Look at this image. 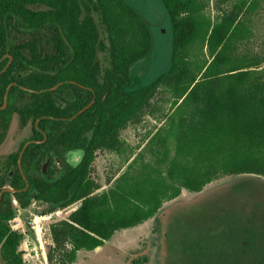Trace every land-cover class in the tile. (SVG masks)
<instances>
[{
	"label": "trees",
	"instance_id": "obj_1",
	"mask_svg": "<svg viewBox=\"0 0 264 264\" xmlns=\"http://www.w3.org/2000/svg\"><path fill=\"white\" fill-rule=\"evenodd\" d=\"M15 1L0 0V14L20 0ZM27 1L51 6L41 13L26 10L24 14L43 23L58 17L63 33L76 52L73 66L81 69L76 70L74 76L82 80L88 73L90 85L95 90L101 87L98 76L102 75L98 53L108 52L110 68L103 75L106 84L102 88L110 102L104 107L99 105L95 111L93 144L83 163L73 171L58 177H53L51 172L42 178L38 175H42L41 166L46 154L40 157L37 149L57 143L58 139L52 135L44 145L33 144L26 149L22 167L30 188L10 196L2 208V264H29L21 250L25 235L10 226L17 214L14 198L22 209H28L33 202L59 207L82 202L67 220L51 227L56 247L48 252L50 264H74L80 251H94L112 239L116 232L152 219L166 202L176 200L184 190L198 193L223 177H240L233 187L235 204L220 208L218 218L209 214L201 222L191 218L198 211L193 208L182 216H173L170 226L174 223L172 229H187L193 238L200 227L229 228L232 222L228 224L227 217L234 216L237 205L249 202L250 223L263 234L260 239L255 235L257 240L252 242L258 250L263 248L264 264V76L259 70L261 61L256 56L246 57L239 53L242 30L236 25L237 19L225 14L214 24L196 0H163L174 24L173 67L149 85L126 93L123 88L129 80L131 66L147 64L153 57L155 38L146 17L125 0ZM13 7L20 8V4ZM95 13H98V21ZM100 26L107 32V44L101 39ZM202 47H208L211 60L195 68ZM5 65L0 63V67ZM85 68H89V72L84 71ZM44 82L45 87L56 84L51 78H45ZM164 84L172 86L176 92V109L155 136L152 158L149 162L146 158L135 160L108 192L94 195L98 185L89 175L97 151L105 149L127 154L130 148L121 132L140 118ZM51 96V93L43 94L41 113L34 107L37 115L30 117L27 114L25 125L30 120L35 122L39 116L52 114ZM91 112H86L80 119L94 113ZM21 151L12 154L5 167L6 172L15 171L12 183L15 190L27 186L20 172ZM72 193L74 196L71 197ZM227 195L220 193L217 200ZM226 233L222 243L236 241L227 238ZM58 252L62 257L56 262Z\"/></svg>",
	"mask_w": 264,
	"mask_h": 264
},
{
	"label": "flooded vegetation",
	"instance_id": "obj_2",
	"mask_svg": "<svg viewBox=\"0 0 264 264\" xmlns=\"http://www.w3.org/2000/svg\"><path fill=\"white\" fill-rule=\"evenodd\" d=\"M125 1L140 13L150 11V3H146L145 0ZM17 3L20 4V8L13 7ZM17 3L8 11L0 14V63H6L5 66L0 67V151H5L10 147L9 138L15 124L21 136H27V130L30 129L27 139L21 143L18 151H23L29 142H32L30 145L42 146L52 135L58 139L57 143L52 142L46 148L37 149L40 157L46 154L41 166L42 175H38L42 178L51 172L53 177H58L67 171H73L77 164L83 163L89 147L93 144L92 120L97 119L95 111L99 105L104 107L110 102V99L107 100L106 90L102 88L106 84L103 75L110 68V64L102 65L103 63L98 58L102 72V75L98 76L101 86L99 90H95L90 85L88 73L82 80L76 78L74 76L76 70H81L73 66L76 52L63 33L58 17L54 16L52 21L43 23L40 19L34 20L24 14L26 10L41 13L51 6L42 2L29 3L27 0H20ZM97 16L98 13H95L94 17ZM96 20L98 21L97 18ZM165 23L160 20L159 35H163L160 25L165 26ZM102 41L107 44L105 40L102 39ZM100 52L108 54L106 50ZM138 66L139 63L131 66L129 80L123 88L126 93L137 91L140 88L138 84L135 85L133 76V69ZM141 66L144 69L146 64H141ZM84 71L89 72V68H85ZM45 78L55 80L56 84L45 87ZM45 93L52 94L51 99L54 106L52 114L39 116L35 122L30 120L25 125L27 114L30 117L37 115L34 113V107H36V112L41 113ZM92 108L94 109L93 114L80 119L86 112H91ZM45 121L47 123L44 124ZM11 155L0 158V216L6 201L14 195L7 190L14 189L12 183L15 171L6 172L5 168L9 164ZM47 162L49 165L47 172L44 173L43 167ZM11 173H13L12 178ZM239 179L240 177L209 190L204 189L196 193L197 196L194 198L186 200L184 204V198L181 199V197L170 201L171 204L167 208H162L152 218L155 219V232L150 238L152 243L149 242L146 247L144 246L145 249L140 254L145 258L144 262L148 263L152 258L154 264H226L227 262L263 264V248L258 250L256 244L252 242L253 239L257 240L255 235H259L260 239L263 234L256 231L250 223L252 212L249 202L244 201L243 204L237 205L238 210L234 212V216L227 217L228 224L232 222V227L229 228H221L217 225L213 229L206 226L200 227L195 230L193 238V234L189 235L187 229L182 227L172 229L170 226L173 216H182L193 208L198 211L191 218L198 222L205 221L209 214L218 218L217 212L220 208L235 204L236 195L233 187ZM23 180L27 184L24 176ZM225 192L228 195L217 200L219 194ZM72 196L74 193L71 194ZM14 204H18L15 198ZM225 231L227 238H233L236 241L222 243L226 240L223 237ZM142 240L143 236H140L136 249L141 248ZM181 241H184V245L180 243ZM127 255L128 264H137L135 253L130 252Z\"/></svg>",
	"mask_w": 264,
	"mask_h": 264
},
{
	"label": "rangeland",
	"instance_id": "obj_3",
	"mask_svg": "<svg viewBox=\"0 0 264 264\" xmlns=\"http://www.w3.org/2000/svg\"><path fill=\"white\" fill-rule=\"evenodd\" d=\"M196 1L203 10L204 15L210 18L214 24L219 19H222L225 14L232 15L237 19L236 25L240 26V30H242L240 36L242 44L240 45L239 53L246 57L256 56L257 60L261 61L259 70L261 75L264 76V0ZM145 2L149 4V0H145ZM149 9V12H141V14L153 25L151 30L155 38V47L152 53L153 57L147 62L145 68L143 69L139 63V66L133 69L135 85L138 84L140 87L149 85L158 75L167 73L171 65L169 60L170 38L164 36V30H161L163 35L158 34L160 20L166 22V19L164 16L157 19L156 11L152 8ZM96 18L98 19V16ZM160 26L162 27V25ZM100 29L102 39L107 42V32L104 26H100ZM198 55L199 57L195 60L198 65L195 68L211 60L208 47L200 48ZM98 58L103 63L102 65L110 64L108 54L100 52ZM175 96L176 92L172 86L168 84L161 85L142 111L140 118L121 132L122 139L130 148L127 154L120 155L105 149H100L97 152L89 175L98 185V190H96L94 195L108 192L114 186L116 180L128 171L135 160L146 158L147 162H149L153 155L155 136L165 127L170 115L176 109L174 108V103L177 100ZM17 128V124L13 125L9 138L10 147L5 151H0V158L17 152L21 143L27 139L30 129L28 128L27 130V136H21ZM234 179L236 177H223L213 181L205 189L209 190L210 188L229 183ZM195 196H197L196 193L184 190L180 197L181 199L184 198V204L186 200ZM170 204L166 202L163 208H167ZM14 205L17 209V214L10 222V226L13 230L25 235V242L21 246V250L26 254V257L34 261L29 262L30 264H45L42 257L44 254L47 257L46 264H50L48 252L50 248L56 247L51 234V227L56 223L67 220L73 212L80 208L82 202L79 201L69 207H52L33 202L28 209H22L18 204ZM154 225L155 219L142 224V228L146 233H143V244L140 249H136V245L130 244L125 249H115L113 243H110L94 251H80L76 264H128L127 253L129 254L130 252L135 253L138 260L137 264H154L152 258L147 263L144 262L145 258L140 255L149 242L152 243L150 238L155 232ZM180 243L184 245V241ZM177 245L179 246L178 243ZM154 249L156 250L157 248ZM56 254V262H59L62 254L61 252ZM0 264H2L1 254Z\"/></svg>",
	"mask_w": 264,
	"mask_h": 264
},
{
	"label": "water",
	"instance_id": "obj_4",
	"mask_svg": "<svg viewBox=\"0 0 264 264\" xmlns=\"http://www.w3.org/2000/svg\"><path fill=\"white\" fill-rule=\"evenodd\" d=\"M149 3H150L151 8L156 11L155 14H156V18L157 19H160L161 17L163 18V16L166 19L165 26L162 25V30H164V36L165 37L168 36V38H170L169 39L170 40L169 41V46H170V58H169V60L171 62V65H170V69H171L173 67V56H174V53H173L174 24H173V21H172V18H171V14H170V12L168 10V7H167L166 3L163 0H149ZM148 24L153 29V25H151L150 22H148ZM46 139H47V137L45 138V140ZM31 143L32 142H29V143H27L25 145L23 151L20 154V158H19L20 170H21L24 178L27 181V187L25 189H22V190H14V189L7 190V192H9V193L15 194L17 192H25V191H28V189L30 188V183H29V181H28V179H27V177H26V175L24 173L23 167H22V161H23V157H24L25 151H26V149L28 148V146ZM37 143H42V142H37ZM79 164H77L75 167H77ZM48 165H49V162H47L44 165V167H43L44 173L47 172ZM10 177L11 178L13 177V173H11ZM52 207H58V206H52Z\"/></svg>",
	"mask_w": 264,
	"mask_h": 264
},
{
	"label": "crops",
	"instance_id": "obj_5",
	"mask_svg": "<svg viewBox=\"0 0 264 264\" xmlns=\"http://www.w3.org/2000/svg\"><path fill=\"white\" fill-rule=\"evenodd\" d=\"M142 230H143L142 225H139V226L134 227V228L124 229V230L118 231L115 233L113 238L110 239L109 241H106L103 246H105L106 244L113 243L115 249H125V248H127V246L129 244L130 245H136L138 243L140 236H143L144 235L143 233H146V231L143 230L144 231L143 232ZM102 247H99L98 249H101ZM44 256H45V254H44ZM44 256H42V257H43L44 262L46 264L47 263V257L46 256L44 257ZM25 259L28 263L34 262L29 257H26V254H25ZM76 263H77V261H76ZM76 263H74V264H76Z\"/></svg>",
	"mask_w": 264,
	"mask_h": 264
},
{
	"label": "built area",
	"instance_id": "obj_6",
	"mask_svg": "<svg viewBox=\"0 0 264 264\" xmlns=\"http://www.w3.org/2000/svg\"><path fill=\"white\" fill-rule=\"evenodd\" d=\"M45 219V218H44Z\"/></svg>",
	"mask_w": 264,
	"mask_h": 264
}]
</instances>
